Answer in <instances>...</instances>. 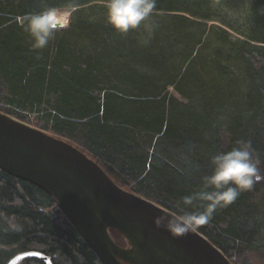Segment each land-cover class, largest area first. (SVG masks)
Returning a JSON list of instances; mask_svg holds the SVG:
<instances>
[{
  "label": "trees",
  "instance_id": "trees-1",
  "mask_svg": "<svg viewBox=\"0 0 264 264\" xmlns=\"http://www.w3.org/2000/svg\"><path fill=\"white\" fill-rule=\"evenodd\" d=\"M104 5L0 0V112L66 140L178 216L212 155L243 140L264 161V0H156L127 34L107 22ZM47 7L74 9L35 49L21 18ZM194 229L232 264H264V179ZM31 251L51 264H100L49 193L0 169V264Z\"/></svg>",
  "mask_w": 264,
  "mask_h": 264
},
{
  "label": "water",
  "instance_id": "water-1",
  "mask_svg": "<svg viewBox=\"0 0 264 264\" xmlns=\"http://www.w3.org/2000/svg\"><path fill=\"white\" fill-rule=\"evenodd\" d=\"M0 169L47 191L100 264H232L195 229L173 235L155 220L177 216L114 182L71 143L0 112ZM109 230L126 246L115 243ZM43 255L28 252L12 260Z\"/></svg>",
  "mask_w": 264,
  "mask_h": 264
},
{
  "label": "clouds",
  "instance_id": "clouds-1",
  "mask_svg": "<svg viewBox=\"0 0 264 264\" xmlns=\"http://www.w3.org/2000/svg\"><path fill=\"white\" fill-rule=\"evenodd\" d=\"M107 22L120 34L139 28L153 13L156 0H105ZM21 23L28 32L32 46L43 49L60 29L68 26L69 13L57 7H47L39 12L25 13ZM146 30L151 27L144 25ZM264 161L252 148L250 141H237L236 146L220 151L210 158L211 173L202 177V184L195 193L184 196L176 205L178 216L162 214L157 226L164 225L173 235H184L205 224L216 211L236 201L244 191L264 179L261 164ZM194 201L203 202L202 211H188Z\"/></svg>",
  "mask_w": 264,
  "mask_h": 264
},
{
  "label": "rangeland",
  "instance_id": "rangeland-1",
  "mask_svg": "<svg viewBox=\"0 0 264 264\" xmlns=\"http://www.w3.org/2000/svg\"><path fill=\"white\" fill-rule=\"evenodd\" d=\"M59 9H61V10H66V11H68V13H69V16H70V12L74 9V8H72V9H69V8H66V7H62V8H59ZM212 23H214V22H212ZM170 88H172V87H170ZM169 90H171V89H169ZM223 139V142H225L226 143V138L224 137V138H222ZM263 195H261L260 197H259V199H261V197H262ZM1 220L2 221H4L5 222V224H6V220L4 219V218H1ZM10 222V221H9ZM13 225V222L11 221V223H10V227L9 228H13L14 226H12ZM15 228V227H14ZM248 256V260L249 261H247V263H250V262H254L255 260L257 261V257L256 256H251L250 254H248L247 255ZM11 258V257H10ZM9 258V259H10ZM7 261H8V259H7ZM4 264H6V262L4 263Z\"/></svg>",
  "mask_w": 264,
  "mask_h": 264
},
{
  "label": "bare ground",
  "instance_id": "bare-ground-1",
  "mask_svg": "<svg viewBox=\"0 0 264 264\" xmlns=\"http://www.w3.org/2000/svg\"><path fill=\"white\" fill-rule=\"evenodd\" d=\"M94 161V160H93ZM99 165V164H98ZM100 166V165H99ZM101 167V166H100ZM102 168V167H101ZM102 170H103V168H102ZM105 173H106V171L105 170H103ZM107 174V173H106ZM109 177H110V175L109 174H107ZM111 178V177H110ZM114 182H116L113 178H111ZM123 188V187H122ZM42 189V188H41ZM125 189V188H124ZM44 190V189H43ZM125 190H127V189H125ZM129 191V190H128ZM47 192V191H46ZM131 192V191H130ZM48 193V192H47ZM133 193V192H132ZM135 194V193H134ZM137 195V194H136ZM139 197H142V196H140V195H138ZM142 198H144V197H142ZM158 205V204H157ZM160 207H162V208H164L163 206H160ZM164 209H166V210H168L167 208H164ZM168 211H170V210H168ZM171 212V211H170ZM171 213H173V212H171ZM173 214H175V213H173ZM176 215V214H175Z\"/></svg>",
  "mask_w": 264,
  "mask_h": 264
}]
</instances>
